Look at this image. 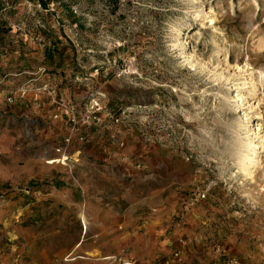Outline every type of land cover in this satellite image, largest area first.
Here are the masks:
<instances>
[{
  "label": "rangeland",
  "instance_id": "obj_1",
  "mask_svg": "<svg viewBox=\"0 0 264 264\" xmlns=\"http://www.w3.org/2000/svg\"><path fill=\"white\" fill-rule=\"evenodd\" d=\"M0 45L21 71L46 67L41 80L62 86L84 147L70 148L72 166L53 134L3 117L17 131L0 128V264H172L177 252L182 264H264V0H0ZM34 92L53 100L15 99ZM250 141L260 164L247 175ZM65 161L76 184L156 193L155 206L202 237L145 260V240H97L87 209L59 202Z\"/></svg>",
  "mask_w": 264,
  "mask_h": 264
},
{
  "label": "crops",
  "instance_id": "obj_2",
  "mask_svg": "<svg viewBox=\"0 0 264 264\" xmlns=\"http://www.w3.org/2000/svg\"><path fill=\"white\" fill-rule=\"evenodd\" d=\"M3 46L0 45V80H3L0 84V128H2V133L8 134L10 131H14V133L17 131L16 129L13 130V125L7 124L3 117L7 116L9 123H11L21 117L27 116L33 121L32 125H34L37 132L41 130V133H46V135L51 133L53 135L49 136L54 137L53 141L60 143L66 137L73 135V145L70 152L76 147L83 150L84 147L78 137L82 133V125H77L78 121L75 124L72 123L64 114H61V110L57 107L58 105H55L53 100L50 101L49 97L38 98L34 92L31 97H26L25 99L16 98L13 102L7 100L8 96L25 81L24 79L27 76L24 74L30 75V73L23 72L15 67V61L11 57H8V55H5L4 50H7V48ZM28 77L30 78V76ZM42 82H46L45 77L44 80L39 79L35 81L33 85H40ZM55 86H57V91L61 94L62 86L60 87L58 84H55ZM74 102L78 108L80 102L77 99ZM56 113L59 114L57 118L53 117ZM56 155V153L49 150L50 157L54 158ZM58 161L60 160L56 159L48 163L53 164ZM76 162L71 160L69 164L74 166ZM82 164L80 162L77 165L81 166ZM63 169L66 174L61 179L63 181V190L58 194L59 202H61L64 209H87V213L90 215L92 233L95 232L92 237L97 240L113 237L115 233L122 234L126 239L145 240V244L149 248L154 245V250H147V257L143 258L145 260L151 259V257L152 259H156L157 255L165 257L174 250L180 249L179 247H182V249L184 247L185 249L184 244L180 246L178 243L182 241L180 238L189 232L192 238L194 237L196 240L199 236L202 237L200 233L196 234L186 228L182 229L179 224H174L176 221L174 214L177 213V209L169 206L163 208L155 206L156 203L158 204V196L154 192L142 198V200L139 198L132 200L131 197L126 195L119 196L110 193L107 189L100 190L92 184L83 185L80 182L81 180L84 181L82 176H79L78 179L80 184L71 182L69 167L65 165ZM119 209H130V211H121ZM134 209L156 210L150 213L144 212V216H141L139 220L132 216ZM120 213L125 214V216L118 217ZM79 220L82 226L81 237H83L84 234H87L88 228L85 229L81 220V214ZM119 223L122 225L121 229L118 225ZM137 227L140 232L136 234L134 228ZM97 231H103L104 233L101 234ZM76 246H83V242L79 241ZM187 255L190 257L189 253ZM188 262L189 259H187L186 264ZM157 264H162L161 260L157 261Z\"/></svg>",
  "mask_w": 264,
  "mask_h": 264
},
{
  "label": "built area",
  "instance_id": "obj_3",
  "mask_svg": "<svg viewBox=\"0 0 264 264\" xmlns=\"http://www.w3.org/2000/svg\"><path fill=\"white\" fill-rule=\"evenodd\" d=\"M46 70H47L46 67H39L37 70L30 72V75H32V76L28 80H26L25 82H23L21 84V86L16 90L17 92L16 91L12 92L8 96L7 100L10 102H13L15 100L16 93H19L22 96H24L28 92H30L31 90L37 91V92H46L49 95H51L53 101L59 106L61 113L64 114L66 117H68L72 123H74V124L77 123L76 122L77 121V115H76V109H75L74 104L69 103L66 100L58 99V97H57V95H58L57 86H55V85L53 86V85L49 84L48 82H45V83L42 82L40 85H36V84L33 85V83L35 81H38L39 79H41V77H43ZM2 81L3 80H0V84L2 83ZM96 106L97 105H91L90 109L93 112H96L99 109ZM58 116H59V114L55 115V117H58ZM88 117L90 118L91 116L88 115ZM80 139L82 140L83 137H80ZM72 145H73V135L66 137L64 139V141L62 142V145L58 146L56 148V152L59 153V155H60L58 157L64 158L65 157L64 155H66L67 156L66 161L74 160V158L72 157L73 155L71 157L67 155V153L69 152ZM0 154H1V151H0ZM54 158H56V157H54ZM48 160L51 161L52 159L48 158ZM66 161L64 164H66L68 166L69 164H68V162L66 163ZM179 254L180 253H178V252L175 253V258L171 259L172 264H182L183 259Z\"/></svg>",
  "mask_w": 264,
  "mask_h": 264
},
{
  "label": "bare ground",
  "instance_id": "obj_4",
  "mask_svg": "<svg viewBox=\"0 0 264 264\" xmlns=\"http://www.w3.org/2000/svg\"><path fill=\"white\" fill-rule=\"evenodd\" d=\"M256 147L257 145L250 141L247 145V150L241 156V169L247 175H251V169L260 164V159L258 158Z\"/></svg>",
  "mask_w": 264,
  "mask_h": 264
},
{
  "label": "trees",
  "instance_id": "obj_5",
  "mask_svg": "<svg viewBox=\"0 0 264 264\" xmlns=\"http://www.w3.org/2000/svg\"><path fill=\"white\" fill-rule=\"evenodd\" d=\"M39 2L41 3V5L44 7V8H49V3H50V0H39ZM119 3V1H118ZM118 6V5H117ZM70 8V7H68ZM117 9H114L113 12H116ZM68 14L69 16L73 17V11L72 10H68Z\"/></svg>",
  "mask_w": 264,
  "mask_h": 264
}]
</instances>
